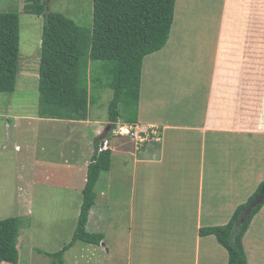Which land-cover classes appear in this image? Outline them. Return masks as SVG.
Here are the masks:
<instances>
[{"label":"crops","instance_id":"crops-1","mask_svg":"<svg viewBox=\"0 0 264 264\" xmlns=\"http://www.w3.org/2000/svg\"><path fill=\"white\" fill-rule=\"evenodd\" d=\"M221 10L225 16L219 21L216 59L208 62L214 66L212 76H207L212 85L202 96L200 106H188L187 112H170L173 107L154 100L159 94L155 78L166 76L157 75L156 58L165 45L143 60L136 120L159 125L160 140L138 149L133 142L127 144L123 136L109 144L110 167L118 160L119 168L130 177L123 206L129 220L138 227L127 237L125 264H134L136 258H141V263L136 264H227V250L215 236H201L199 230L226 223L264 180V36L258 38L264 0H224ZM228 48L239 51L226 57L224 51ZM58 122L71 123L69 136L79 133L81 137L90 123L88 119ZM93 122V131L100 135V122ZM93 150L89 159L83 150L72 164L62 163L66 169H75L73 176L84 174V182L72 180L69 185L64 179L59 188L79 185L75 191L81 193L78 187L83 188ZM49 172L45 167L44 175ZM36 183L35 179L29 181L30 186ZM29 200L33 202V198ZM149 206L158 207L159 220L149 215ZM135 215L141 218L135 220ZM98 218L97 214L94 222L89 215L87 224H95L92 231L102 233ZM255 223L256 218L243 236V244L248 264H264V236ZM157 225L161 226L159 230ZM164 225L167 226L163 228ZM134 240L143 245L136 250L137 256H131ZM107 254L111 255L109 248Z\"/></svg>","mask_w":264,"mask_h":264},{"label":"rangeland","instance_id":"rangeland-1","mask_svg":"<svg viewBox=\"0 0 264 264\" xmlns=\"http://www.w3.org/2000/svg\"><path fill=\"white\" fill-rule=\"evenodd\" d=\"M27 1L0 0V11L16 12L20 22L16 86L13 91L0 92V218L16 217L20 221L18 261H0V264H60L61 259L62 264H125L123 251H126L127 237L134 234L138 227L129 220L128 208L127 214L124 211V192H128L131 180L127 171L124 175L119 168L118 160L114 167L101 172L95 185L96 198L90 217L96 222V216L99 215L97 220L104 236L101 244L76 241L64 251L61 259L46 254L60 251L70 241L81 202V193L75 191L79 185L62 189L59 186L64 179L66 184L70 185L72 180L79 184L82 179L84 182L85 176H73L75 169H66L62 163L72 164L76 154L79 155L84 150L87 156L94 148V140L99 134L93 131V121H99L104 130L108 119V104L114 95L110 88L97 90L95 103L88 111L87 119L90 123L82 130V137L79 133L69 136L72 131L71 123L58 122L59 118L38 116V65L43 17L23 12V5ZM223 3L224 0L175 2L174 21L167 44L164 51L156 57L159 61L157 75L160 73L166 76L164 79L155 78L159 94L154 98L161 105L165 101V107H173L170 112H187L186 108L193 105L199 107L202 96L208 93L212 85L207 76L210 73L212 76L214 66L208 62L216 59L219 21L225 16V11L221 10ZM46 10L62 12L71 17L79 16L80 21L73 19L83 25L86 24L84 20L92 22V0H46ZM259 21L261 32L258 38L264 36V14H260ZM236 51L239 49L228 48L224 54L230 57ZM102 64V61L97 60L89 63V84L93 75L105 78L103 71L99 69ZM119 107L123 109L122 104ZM101 137L100 140L104 138L102 133ZM117 138L121 137L109 135L105 140L111 144ZM126 138L127 144L135 142L131 136ZM87 157L89 159V155ZM65 159L66 162H63ZM45 167L51 173L44 175ZM18 174L21 177L18 178ZM33 179L38 183L30 186L29 181ZM49 181L51 183H47ZM78 191H81L80 187ZM29 197L33 198L32 203ZM149 208V215L153 214L152 218L159 220L158 207ZM263 211L261 207L250 224L256 218L255 225L264 236ZM134 212H137V208ZM213 216L209 213V217ZM138 218L141 217L134 216L135 220ZM94 226L95 224H87L86 229L93 232ZM165 226L167 225L162 227ZM160 227L157 225L155 228L159 230ZM102 243H105V247ZM139 243L138 240L132 242L134 246L131 256H137L136 250L143 247ZM107 248L111 255L107 254ZM261 251L264 252V249ZM134 261V264L141 263V258Z\"/></svg>","mask_w":264,"mask_h":264},{"label":"trees","instance_id":"trees-1","mask_svg":"<svg viewBox=\"0 0 264 264\" xmlns=\"http://www.w3.org/2000/svg\"><path fill=\"white\" fill-rule=\"evenodd\" d=\"M175 2L92 0V22L84 20L86 24L83 25L76 21H80L79 16L46 10V0H28L23 5V12L43 17L38 65V116L87 120L97 90L110 88L114 96L108 104L107 120L112 126L118 120L136 122L143 60L166 45L174 21ZM19 30V15L16 12L0 11V92L13 91L16 86ZM94 60L103 62L99 69L105 78L93 75L89 84V63ZM121 104L122 110L119 107ZM102 137L94 140L71 239L60 251L46 252L47 255L61 259L64 251L76 241L99 245L104 238L102 233L86 229L95 203V185L101 172L111 166V150H98ZM263 184L264 180L245 202L236 207L226 223L202 226L199 230L201 236H215L227 250V264H248L243 235L264 200L253 208L244 223L236 228L234 226ZM19 226L20 221L16 217L0 218V261L17 263ZM59 263L62 264V259Z\"/></svg>","mask_w":264,"mask_h":264},{"label":"built area","instance_id":"built-area-1","mask_svg":"<svg viewBox=\"0 0 264 264\" xmlns=\"http://www.w3.org/2000/svg\"><path fill=\"white\" fill-rule=\"evenodd\" d=\"M112 133L130 135L134 139L137 147L149 141H159L161 134L159 128L155 125H148L144 127L137 124L121 123H117L116 127L112 130ZM106 147V141H104L98 149L102 150Z\"/></svg>","mask_w":264,"mask_h":264},{"label":"water","instance_id":"water-1","mask_svg":"<svg viewBox=\"0 0 264 264\" xmlns=\"http://www.w3.org/2000/svg\"><path fill=\"white\" fill-rule=\"evenodd\" d=\"M110 126L107 125L105 127V132L109 130ZM264 200V184L262 185L261 189L257 193V195L249 202V204L243 209V211L240 213L238 220L235 222V226H239L241 223H244L246 219L251 214L253 208L260 204Z\"/></svg>","mask_w":264,"mask_h":264},{"label":"clouds","instance_id":"clouds-1","mask_svg":"<svg viewBox=\"0 0 264 264\" xmlns=\"http://www.w3.org/2000/svg\"><path fill=\"white\" fill-rule=\"evenodd\" d=\"M117 123H121V124H137V125H141V126H144V127L148 126L147 124H141V123H139V122H133V123H130V122H122V121L118 120V121L115 123L114 126H112L111 123L108 122V124H106V126L109 125L110 128H109V130H108L107 132H105V128H104L102 134L105 136V135H107L108 133H110V135H113V136L129 137L130 135H126V134H113V133H112V130L116 127ZM152 125H155V124H152ZM155 126H157V127L159 128V130H160V126H159V125H155ZM160 133H161V131H160ZM99 137H101V134L99 135ZM104 141H106L105 138H103L102 140H100L99 143L102 144ZM151 142H158V141H149V142L144 143L143 145H141V146H139V147L136 146L135 142H133V143H134V145H135V148L138 149V148L144 146L145 144H149V143H151ZM101 144L98 145V148L101 146ZM106 145H107V147H106V148H103V149H110V148H111L110 145L107 143V141H106ZM98 150H99V149H98Z\"/></svg>","mask_w":264,"mask_h":264}]
</instances>
